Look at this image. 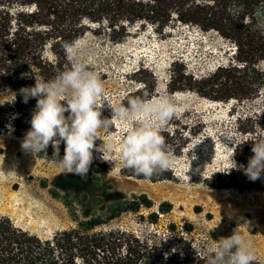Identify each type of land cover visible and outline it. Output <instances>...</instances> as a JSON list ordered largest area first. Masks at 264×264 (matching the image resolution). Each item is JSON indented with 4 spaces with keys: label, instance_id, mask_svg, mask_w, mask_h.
Returning <instances> with one entry per match:
<instances>
[{
    "label": "trees",
    "instance_id": "1",
    "mask_svg": "<svg viewBox=\"0 0 264 264\" xmlns=\"http://www.w3.org/2000/svg\"><path fill=\"white\" fill-rule=\"evenodd\" d=\"M234 6L241 9L238 15L229 11ZM262 6V0H0V133L23 139L36 100L24 103L19 89L33 86L35 76L49 80L65 70L71 62L66 43H76L90 34L116 45L136 27L150 28L160 38H167L178 26H192L226 41L231 57L208 74H195L176 60L168 89L216 102H263L261 110L242 112L236 118L232 159L246 166L253 155L251 143L264 138V34L254 29L257 9ZM145 91L143 84L125 100L144 97ZM12 93L16 98L9 102ZM201 127V123H184L185 145ZM59 148L62 156L63 143ZM39 154L56 164L51 144ZM93 155L86 177L59 173L56 185L87 184L93 175L107 173L105 162L97 159L95 151ZM230 169L231 161L206 179L205 185L214 190L264 193V179L251 181L242 171ZM121 174L151 181L170 177L158 173L146 178L125 167ZM141 207H151L145 196L116 207L105 218L93 216L45 239L16 227L8 217H0V264H206L203 252L207 248L189 239V224L180 228L169 224L162 234L107 226L122 213H136ZM256 264H264V260L256 259Z\"/></svg>",
    "mask_w": 264,
    "mask_h": 264
},
{
    "label": "rangeland",
    "instance_id": "2",
    "mask_svg": "<svg viewBox=\"0 0 264 264\" xmlns=\"http://www.w3.org/2000/svg\"><path fill=\"white\" fill-rule=\"evenodd\" d=\"M75 45L77 58L98 75L103 98L113 105L126 104L127 94L143 84L149 98L168 96L174 100L176 114L161 130L172 161L162 173L170 177L158 181L126 177L119 162L104 161L96 152L108 172L93 175L87 184L61 187L54 180L60 173L55 163L40 154L33 156L21 149L17 138L0 133V217H8L16 227L45 239L93 216L105 218L116 207L145 196L150 208L122 213L107 226L162 234L169 224L178 228L189 224V239L207 249L238 227L256 259L264 260V193L214 190L204 183L230 163L237 138L236 118L242 112L261 110L263 102H216L168 89L173 62H183L195 74H208L229 61L230 45L216 34L192 26H178L167 38H160L150 28L136 27L116 45L87 34ZM110 114L105 106L102 115ZM184 123L202 126L187 145ZM123 131L116 123L108 133L117 143L113 160L118 161ZM100 135L105 138L104 131ZM151 214L156 218L150 219Z\"/></svg>",
    "mask_w": 264,
    "mask_h": 264
},
{
    "label": "clouds",
    "instance_id": "3",
    "mask_svg": "<svg viewBox=\"0 0 264 264\" xmlns=\"http://www.w3.org/2000/svg\"><path fill=\"white\" fill-rule=\"evenodd\" d=\"M229 11L238 15L241 9L234 6ZM254 29L264 34V6L257 9ZM64 47L71 61L65 70L49 80L35 76L33 86L19 89L24 103L30 98L36 100L30 128L20 141L21 149L34 156L45 152L51 144L60 173L82 178L89 172L94 151L100 154V159L112 164L119 162L146 178L167 171L172 161L161 130L176 114L174 100L168 96L145 95L128 98L126 104L113 105L103 98V83L98 75L77 58L75 43H66ZM12 94L7 101L15 100L16 94ZM105 106L111 110L109 116L102 115ZM116 123L124 129L118 140V161L112 159L117 143L108 135ZM101 131L105 132L104 139ZM98 139L102 143L97 144ZM61 143L64 145L62 156ZM251 144L253 155L247 165H238L232 154L230 170H240L249 180L257 181L264 179V138ZM203 256L206 264H256L251 244L238 227L231 235L216 241Z\"/></svg>",
    "mask_w": 264,
    "mask_h": 264
}]
</instances>
